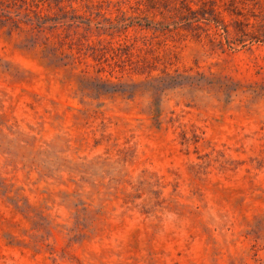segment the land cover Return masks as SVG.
Segmentation results:
<instances>
[{
    "label": "rangeland",
    "instance_id": "rangeland-1",
    "mask_svg": "<svg viewBox=\"0 0 264 264\" xmlns=\"http://www.w3.org/2000/svg\"><path fill=\"white\" fill-rule=\"evenodd\" d=\"M0 264H264V0H0Z\"/></svg>",
    "mask_w": 264,
    "mask_h": 264
}]
</instances>
